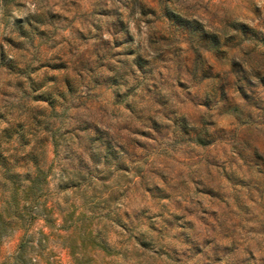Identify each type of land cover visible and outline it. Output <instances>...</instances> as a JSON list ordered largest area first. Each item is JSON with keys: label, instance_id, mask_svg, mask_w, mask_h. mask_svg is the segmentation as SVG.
Wrapping results in <instances>:
<instances>
[{"label": "rangeland", "instance_id": "1", "mask_svg": "<svg viewBox=\"0 0 264 264\" xmlns=\"http://www.w3.org/2000/svg\"><path fill=\"white\" fill-rule=\"evenodd\" d=\"M0 264H264V0H0Z\"/></svg>", "mask_w": 264, "mask_h": 264}, {"label": "trees", "instance_id": "2", "mask_svg": "<svg viewBox=\"0 0 264 264\" xmlns=\"http://www.w3.org/2000/svg\"><path fill=\"white\" fill-rule=\"evenodd\" d=\"M7 224L3 221L2 217L0 216V238L7 233Z\"/></svg>", "mask_w": 264, "mask_h": 264}]
</instances>
